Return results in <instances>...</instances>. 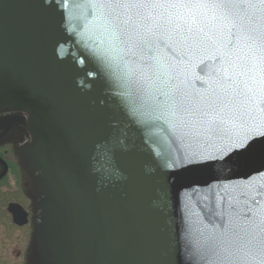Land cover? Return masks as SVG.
Listing matches in <instances>:
<instances>
[{
    "label": "water",
    "instance_id": "water-1",
    "mask_svg": "<svg viewBox=\"0 0 264 264\" xmlns=\"http://www.w3.org/2000/svg\"><path fill=\"white\" fill-rule=\"evenodd\" d=\"M107 47L86 0H0V109L28 113L0 128L27 121L42 205L55 209L56 264H193L186 220L219 223L221 196L243 219L264 186V129L243 144L198 134L195 118L184 126L126 83ZM201 59L191 58L192 91L207 80ZM8 210L28 222L20 204Z\"/></svg>",
    "mask_w": 264,
    "mask_h": 264
},
{
    "label": "snow or ice",
    "instance_id": "snow-or-ice-1",
    "mask_svg": "<svg viewBox=\"0 0 264 264\" xmlns=\"http://www.w3.org/2000/svg\"><path fill=\"white\" fill-rule=\"evenodd\" d=\"M86 2L107 41L106 52L116 54L109 59H118L125 82L141 97L151 96L162 114L186 127L193 120L185 118H195L198 134L236 144L264 129V0ZM195 54L207 56L197 65L207 80L202 90L192 91ZM262 189L256 196L264 197ZM256 196L243 219L221 196L224 208L214 213L219 223L208 228L186 220L193 264H264V204Z\"/></svg>",
    "mask_w": 264,
    "mask_h": 264
},
{
    "label": "rangeland",
    "instance_id": "rangeland-1",
    "mask_svg": "<svg viewBox=\"0 0 264 264\" xmlns=\"http://www.w3.org/2000/svg\"><path fill=\"white\" fill-rule=\"evenodd\" d=\"M15 129L18 131H11L0 137V152H7V159L20 167L23 177L19 186L21 191L14 189L17 185L14 186L12 182L9 184L7 179L0 183V264H45L44 259H49L55 264L60 261V258L52 246L51 251L49 250L46 243L47 238H45L47 234L44 231L55 209L48 206L51 210L47 211L38 207L40 200L49 195V190L46 195L44 191L40 190L42 187L48 186L47 178L42 176L40 179V171L33 172L32 164H36L38 161L30 153L34 144L29 131L20 126ZM26 182L30 183L28 187L25 185ZM32 185L37 187V191L32 188ZM34 192L36 193L34 194ZM37 193L39 195H37V200H32V194L34 196ZM9 201H18L32 210L28 225L16 227L12 224L11 218L6 212V204ZM34 207L37 211L34 210Z\"/></svg>",
    "mask_w": 264,
    "mask_h": 264
},
{
    "label": "flooded vegetation",
    "instance_id": "flooded-vegetation-1",
    "mask_svg": "<svg viewBox=\"0 0 264 264\" xmlns=\"http://www.w3.org/2000/svg\"><path fill=\"white\" fill-rule=\"evenodd\" d=\"M13 113H20L21 115H23L22 113L23 112H21V111H18L17 109H15V108H12V107H7V108H2V109H0V118L2 119V121H1V123L0 124H5V122L3 121V118L4 117H7V116H11V115H13ZM18 126H20V127H23V129H25L26 131H28L27 130V127H26V123L25 122H23V123H19V124H17V123H15V124H13L12 126H11V128L9 129V130H7V132L5 133V131H4V129L3 128H0V137H2V136H5V135H7V134H9L11 131H18V130H16L15 128L16 127H18ZM24 130V131H25ZM7 153V152H6ZM6 153L5 152H3V151H1L0 152V158L2 159V161L3 162H1L0 161V171H2L3 169H4V163H6V165H7V171H6V173H5V175L0 179V183H2V181L3 180H5V179H7L8 180V182H9V184H11V182L14 184V186H16V188H14V189H19L20 191L22 190L21 188H19V186H20V180L23 178L22 177V175H21V169H20V167L17 165V164H13V162L12 161H10V160H8L7 159V155H6ZM32 167H34V173L35 172H39L40 171V169L38 168L37 169V167H38V163H36V164H32ZM39 174H40V179H41V177L43 176L42 174H41V171L39 172ZM28 175V174H27ZM30 176V175H29ZM27 177V176H26ZM39 177V176H38ZM28 178V177H27ZM7 182V183H8ZM30 182V181H29ZM29 182H26L25 183V185L28 187L29 186ZM6 183V182H5ZM44 186V185H43ZM26 187V188H27ZM32 188L35 190V191H37V187H34L33 185H32ZM3 189H4V187H3ZM41 192L42 191H44V193H45V195L47 194V192H48V186H44V187H42L41 189ZM40 192V191H39ZM36 192H34V194H35ZM38 193L36 194V195H34L33 196V194H32V200H34V201H36L37 200V198H38ZM41 195V194H40ZM45 199H42V200H40V203H39V205H38V207H40L41 209H46L47 211L48 210H51V209H49L47 206H43L42 205V203H43V201H44ZM11 202H14V203H17V204H20L26 211H27V213H28V222H27V224L26 225H28L29 224V218H30V215H31V212H32V210L31 209H29V208H27V207H25L24 205H22L21 203H19L18 201H9V202H7V204H6V212L8 213V215L10 216V218H11V221H12V224H14L16 227H23V226H17L14 222H13V218H12V214L9 212V210H8V206H9V204L11 203ZM35 204V203H34ZM31 208V207H30ZM34 210H36L37 211V209L34 207ZM26 225H24V226H26ZM46 243L48 244V246H49V250L51 251V244H50V242L48 243V241H46ZM44 263L45 264H52V261L51 260H48V259H44Z\"/></svg>",
    "mask_w": 264,
    "mask_h": 264
},
{
    "label": "bare ground",
    "instance_id": "bare-ground-1",
    "mask_svg": "<svg viewBox=\"0 0 264 264\" xmlns=\"http://www.w3.org/2000/svg\"><path fill=\"white\" fill-rule=\"evenodd\" d=\"M18 110V109H17ZM18 111H20V110H18ZM18 114H20V113H13V115H18ZM23 115H28V113H26V112H23ZM21 123H23V122H21ZM17 124H19V122H17ZM11 128V127H10ZM9 128V129H10ZM54 208V207H53ZM44 231H45V234H47V237H45V238H47L46 239V241L48 240L50 243H52L53 242V236H54V232H53V230L51 229L50 231H47V227H46V229H44ZM51 234H52V236H51ZM51 237H49V236Z\"/></svg>",
    "mask_w": 264,
    "mask_h": 264
}]
</instances>
